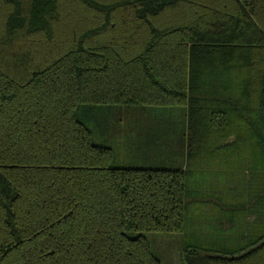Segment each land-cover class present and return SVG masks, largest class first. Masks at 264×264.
Masks as SVG:
<instances>
[{"label":"trees","instance_id":"trees-1","mask_svg":"<svg viewBox=\"0 0 264 264\" xmlns=\"http://www.w3.org/2000/svg\"><path fill=\"white\" fill-rule=\"evenodd\" d=\"M263 8L0 0V264H264Z\"/></svg>","mask_w":264,"mask_h":264},{"label":"crops","instance_id":"crops-1","mask_svg":"<svg viewBox=\"0 0 264 264\" xmlns=\"http://www.w3.org/2000/svg\"><path fill=\"white\" fill-rule=\"evenodd\" d=\"M264 9V8H263ZM264 21V20H262ZM131 128L130 133L134 135L133 140H127V154L128 156H133L134 161L139 160L140 163H144L147 160L150 163H156L161 165L166 164L163 161H166L164 153L159 152L157 146L148 148L146 144H143L147 135L152 134L154 130L155 134L160 132V118L157 115L146 116L142 115H133L128 117L126 120ZM156 138V137H155ZM145 159V160H144Z\"/></svg>","mask_w":264,"mask_h":264},{"label":"rangeland","instance_id":"rangeland-1","mask_svg":"<svg viewBox=\"0 0 264 264\" xmlns=\"http://www.w3.org/2000/svg\"><path fill=\"white\" fill-rule=\"evenodd\" d=\"M147 238L162 264H183L179 256L177 243L172 237L148 234Z\"/></svg>","mask_w":264,"mask_h":264}]
</instances>
